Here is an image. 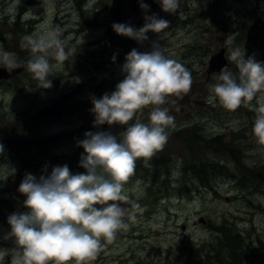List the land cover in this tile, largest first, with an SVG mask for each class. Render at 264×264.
I'll list each match as a JSON object with an SVG mask.
<instances>
[{"label":"rangeland","instance_id":"obj_1","mask_svg":"<svg viewBox=\"0 0 264 264\" xmlns=\"http://www.w3.org/2000/svg\"><path fill=\"white\" fill-rule=\"evenodd\" d=\"M140 3L0 0V46L15 53L23 68L0 79V249L15 247L14 238L4 239L11 231L8 217L29 211L24 206L26 196L18 191L26 174L39 179L45 169L50 174L56 166L72 168V153L86 132L118 135L125 130L119 125L94 127L91 111L74 115L72 108L73 103L110 94L124 78L122 66L130 52L122 54L125 50L113 46L115 38L125 42L127 50L139 52L151 51L153 42H159L165 56L191 72L193 85L182 100L170 97L164 105L175 119V128L168 130L167 144L148 164L167 158L168 165H162L159 173L153 166L146 168L151 169L148 174L135 168L124 192L128 197L124 207L135 219L113 240H101V251L92 264H190L196 257L198 264H206L210 253L217 258L207 264H264V153L252 132L255 113L244 107L228 111L208 99L221 71L208 74L209 62L225 47L227 37L234 35L232 46L245 49L246 58L264 62V0H181L176 14L165 13L157 0H143L149 5L147 12ZM114 7V14L108 13ZM153 14L170 26L160 34L148 32L149 39L143 43L118 35L112 27L124 23L139 29L145 15ZM46 21L59 26L62 37H70L65 50H71L49 77L52 86L47 89L26 70L30 52L21 47V38L38 33ZM226 60L225 67L237 74L236 65ZM151 110V106L144 108L130 123L137 119L148 123ZM184 136L202 141L203 146L184 144ZM229 144L234 152L228 159L220 150ZM27 154H38L43 172H34L35 163L23 158ZM136 163L138 168L144 165L143 159ZM200 170L203 178L207 173L212 177L204 180L209 186L195 177ZM70 171L86 174V170ZM7 186L9 192H3ZM227 237L237 238L238 243L220 244ZM0 264H11V256L0 259Z\"/></svg>","mask_w":264,"mask_h":264},{"label":"clouds","instance_id":"obj_2","mask_svg":"<svg viewBox=\"0 0 264 264\" xmlns=\"http://www.w3.org/2000/svg\"><path fill=\"white\" fill-rule=\"evenodd\" d=\"M43 2L50 4V0ZM157 2L165 13L176 14L181 7V0ZM140 7L149 10L143 0ZM144 19L139 29L124 23L112 27L118 35L143 43L149 39L148 32L160 34L170 26L168 20L156 14L145 15ZM234 38L227 37L224 46L226 58L236 65L238 73L227 67L221 69L208 99L228 111L244 107L254 112L252 132L264 153V62L254 56L246 58L245 49L232 46ZM69 39L62 37L59 26L53 27L48 21L38 33L21 38V47L30 52L26 70L40 87L50 88L49 77L69 58L71 50H65ZM19 67L16 54L0 46V68L12 72ZM122 72L124 78L113 92L92 98L90 111L95 117L94 127L119 125L125 130L118 135L110 131L85 133L78 146L84 149L80 167L86 169V174H73L63 165L54 167L50 174L45 169L39 179L25 175L18 191L26 196L24 206L29 211L8 217L11 231L4 239L14 238L15 247L0 249V259L10 255L11 264H92L101 251L102 239L111 241L130 227L135 214L122 206L128 201L125 185L135 173L137 160L143 159L147 165L164 149L168 130L175 128V119L164 105L170 97L182 100L188 95L193 80L183 64L165 56L159 42H153L148 52L132 49ZM149 106L152 110L148 123L138 119L130 123Z\"/></svg>","mask_w":264,"mask_h":264},{"label":"trees","instance_id":"obj_3","mask_svg":"<svg viewBox=\"0 0 264 264\" xmlns=\"http://www.w3.org/2000/svg\"><path fill=\"white\" fill-rule=\"evenodd\" d=\"M115 8L116 7H114L113 9H111L110 11H108V13H112V14H114V11H115ZM103 10H104V8H103ZM114 16V15H113ZM117 16V15H116ZM116 16H115V18H116ZM122 17H119V19H121ZM257 21V18H255L254 19V21ZM255 24H254V27L257 25V23L256 22H254ZM252 38V37H251ZM252 40V39H251ZM249 41H250V39H249ZM113 46H116V47H119L120 49H123V50H125V51H123L122 52V54H127L128 52H130L129 50H132L133 48H130V49H128L127 50V48H125V46H126V44H125V42H116L115 41V38L113 39V42L111 43ZM133 45H135L134 43H133ZM117 50V49H116ZM118 51V50H117ZM112 59L113 60H119V58L120 57H115V59H114V56L112 55ZM94 97H96L97 98V96H94ZM93 107V104H92V99H90L89 101H87V102H85V101H82V102H77L76 103V106H74V103L72 104V108H73V111H74V115H79V114H81V113H83V112H90V110H91V108ZM74 108H75V110H74ZM83 117H85V114H83ZM182 139H184L183 141H185V143L184 144H186V143H192V144H195V143H198V147H199V149L201 148V146H203V144H202V141H200V140H197L196 138H194V137H190V138H187V137H183ZM197 140V141H196ZM229 146L231 147H229L228 149L227 148H224L223 150H220V152L222 153V155L223 156H227V158L229 159L230 157H231V155H229L230 153H233L234 152V150H233V146L234 145H232V144H229ZM208 148H210V147H206V149H208ZM168 150H169V148H167ZM188 152L190 153V154H192V149L191 148H189L188 149ZM17 154H20L19 153V151L17 152ZM73 154V161H74V163H73V165H72V168H71V166H69L68 165V167L70 168V169H74V170H78L79 172H83L84 170H86V169H84L83 167H80V160H81V155L82 154H84V149H83V147H81V146H78V147H76V150L74 151V153H72ZM38 155V154H37ZM37 155H35V154H31L30 156H29V154H27V155H25V156H23V158L25 157V158H27L28 159V161L29 160H31V161H33L34 163H35V166L33 167V170H34V172H38L39 170L41 171V172H43L44 170L42 169V168H40L39 167V165L37 164V159H36V156ZM193 155V154H192ZM233 155H235V154H233ZM155 157H157V155H155ZM42 157H40V159H41ZM40 161V160H39ZM150 162V161H149ZM148 162V163H149ZM168 162H169V159H167V158H158V159H154V162H153V164H147V165H145V163H144V165L143 166H140V168H138V163H136V169H138L139 170V172L141 173V172H143V173H146V174H148L150 171H151V169H146L147 167H149V166H153V168H154V171L156 172V173H159L158 171H159V168L162 166V165H168ZM74 167V168H73ZM144 167V168H143ZM166 171L168 172V169L166 168ZM201 172H203L202 170H200V171H198V172H194L195 173V177L197 178V180L199 181V183H202V184H204V185H207V184H205L204 183V180L205 181H208L209 179H212V177L207 173V175L203 178L202 176H201ZM156 180V177L154 178V181ZM207 186H209V185H207ZM3 192H9V187L7 186L6 188H4V191ZM0 213H3V212H0ZM190 264H198V261H197V257L195 258V260H194V262H192V261H190ZM199 264H200V262H199Z\"/></svg>","mask_w":264,"mask_h":264},{"label":"water","instance_id":"obj_4","mask_svg":"<svg viewBox=\"0 0 264 264\" xmlns=\"http://www.w3.org/2000/svg\"><path fill=\"white\" fill-rule=\"evenodd\" d=\"M226 48L224 47L217 55L213 56L209 62V73H211L212 71H220L221 69H223L226 65H227V60L225 58V52H226ZM23 68H18L16 70H13L12 72H9L8 75L5 74L4 71H7L6 69L2 68L0 69V79H7L11 76H15L18 73H20L22 71ZM4 74H2L3 72ZM123 206V204H122Z\"/></svg>","mask_w":264,"mask_h":264},{"label":"flooded vegetation","instance_id":"obj_5","mask_svg":"<svg viewBox=\"0 0 264 264\" xmlns=\"http://www.w3.org/2000/svg\"><path fill=\"white\" fill-rule=\"evenodd\" d=\"M205 221V220H204ZM205 223V222H204ZM243 223H245V222H243ZM206 224V223H205ZM221 233H223V230H221ZM234 239V238H233ZM230 240V238L228 239V237L226 238V240L225 241H221V243L220 244H222V243H224L223 245L225 246V247H229V245H230V247L232 246V245H235V243H238V239L237 238H235V241L234 240ZM202 254L204 255V251L203 252H201V256H202ZM206 258V260H207V263H208V261H209V259H214V258H217V256H216V254H208L207 256H205ZM206 263V264H207ZM202 264V263H201Z\"/></svg>","mask_w":264,"mask_h":264}]
</instances>
